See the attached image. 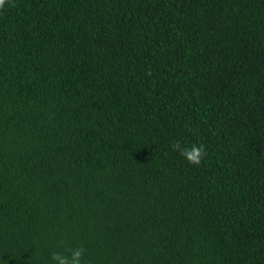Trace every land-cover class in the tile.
<instances>
[{
    "label": "trees",
    "instance_id": "1",
    "mask_svg": "<svg viewBox=\"0 0 264 264\" xmlns=\"http://www.w3.org/2000/svg\"><path fill=\"white\" fill-rule=\"evenodd\" d=\"M78 246L84 264H264V0L0 9V264Z\"/></svg>",
    "mask_w": 264,
    "mask_h": 264
},
{
    "label": "clouds",
    "instance_id": "2",
    "mask_svg": "<svg viewBox=\"0 0 264 264\" xmlns=\"http://www.w3.org/2000/svg\"><path fill=\"white\" fill-rule=\"evenodd\" d=\"M7 3V0H0V9H3ZM171 147L176 150L180 155L192 165H199L206 155L204 145L182 144L179 140L172 143ZM68 254L61 252H52L50 254L51 264H84V252L85 249L82 246L67 249Z\"/></svg>",
    "mask_w": 264,
    "mask_h": 264
}]
</instances>
